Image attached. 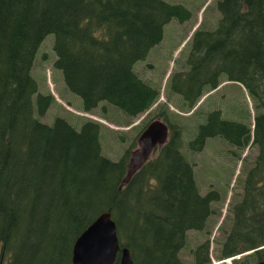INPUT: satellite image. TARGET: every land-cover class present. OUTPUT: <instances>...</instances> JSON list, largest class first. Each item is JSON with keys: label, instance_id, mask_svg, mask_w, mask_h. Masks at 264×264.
Wrapping results in <instances>:
<instances>
[{"label": "trees", "instance_id": "trees-1", "mask_svg": "<svg viewBox=\"0 0 264 264\" xmlns=\"http://www.w3.org/2000/svg\"><path fill=\"white\" fill-rule=\"evenodd\" d=\"M166 1L0 0V264H72L75 241L103 213L133 264H184L187 232L206 230L220 198L215 191L200 195L181 127L164 112L167 103L158 104L159 88L134 70L161 43L169 22L192 17L185 5ZM216 7L219 18L202 20L193 32L184 69L167 78L168 97L189 113L228 81L253 100V124L213 109L186 151L200 153L215 137L240 151L249 143L257 148L215 259L250 252L245 263L231 264H258L264 262V0H218ZM45 39L52 67L66 92L80 98L81 111L102 105L106 114L104 106L112 105L135 119L156 105L154 118L168 125L167 143L124 187L134 149L112 161L101 153L100 123L84 118L75 127L59 116L43 122L57 105L32 75ZM47 59L42 53L40 60ZM192 255L193 264H212L208 240Z\"/></svg>", "mask_w": 264, "mask_h": 264}, {"label": "rangeland", "instance_id": "rangeland-1", "mask_svg": "<svg viewBox=\"0 0 264 264\" xmlns=\"http://www.w3.org/2000/svg\"><path fill=\"white\" fill-rule=\"evenodd\" d=\"M169 1L166 2L185 5L192 12V17L182 24L177 23L176 20L169 22L164 27L161 43L151 49L145 60L137 62L134 65V70L144 81L150 82L153 86L159 88L158 104L167 103L164 112H166L172 123H176L181 127L182 150L188 162L193 166L194 180L200 195L215 191L220 198V203H217V201L213 203L214 206L212 204L216 214L212 216L206 230L204 232H187L186 244L180 252V258L184 264H193L192 251L208 240L212 264H222L221 261L215 259L217 251L223 241L224 231L227 232L230 229L232 209L241 199L246 175L253 167L252 163L258 151L255 146H251V143L245 150L240 151L220 138H209L200 153H189L186 149L188 143L196 135L197 126L206 123V117L210 112H213V109H219L225 119L242 121L246 124H253L256 111L253 100L241 85L228 81H222L217 88L219 90L213 93L210 99L205 100L200 110L197 109L198 105L209 94L203 96L189 113L176 110L175 98L168 97L170 92L167 89V78L172 72L184 69V61L189 50V40H191L196 28L201 25L202 20L204 25H206V22L213 23L216 17L219 18V13L216 7L218 0ZM204 25L203 29L210 30ZM212 26L214 28L216 23ZM49 38L52 39V36H49ZM42 53L48 54L46 61L40 60ZM40 56L35 63L32 75L39 83V92L43 94L51 93L57 104L50 108L43 122L50 124L55 116H59L75 127H79L81 120H84V118L100 123L102 125L100 131L101 153L112 161H117L126 150L131 151L136 148V143L133 144L132 141L137 137L139 130L147 125L148 121L156 117L159 111L156 105L147 113L135 119H128L112 105L104 106L107 111L106 114L101 110L102 105L90 113H84L81 111L80 98L66 92L60 82V72L52 67L55 55L51 50L49 39H45L43 42ZM176 102L178 103L177 100ZM160 119L164 121L163 118ZM128 122H131V124L127 125ZM251 129H253V126ZM120 136L123 137V140ZM225 216L226 219H224ZM249 255L250 252H247L233 259L240 262ZM245 262L246 259L243 263Z\"/></svg>", "mask_w": 264, "mask_h": 264}, {"label": "water", "instance_id": "water-1", "mask_svg": "<svg viewBox=\"0 0 264 264\" xmlns=\"http://www.w3.org/2000/svg\"><path fill=\"white\" fill-rule=\"evenodd\" d=\"M169 139V128L160 118L152 120L137 138L130 153L121 188L150 160L153 152ZM133 264L129 251L121 248L116 226L110 214L99 215L77 238L72 249V264ZM258 264H264L260 262Z\"/></svg>", "mask_w": 264, "mask_h": 264}]
</instances>
